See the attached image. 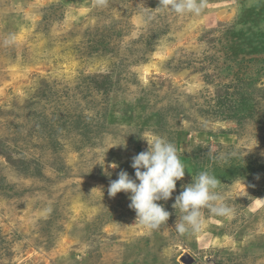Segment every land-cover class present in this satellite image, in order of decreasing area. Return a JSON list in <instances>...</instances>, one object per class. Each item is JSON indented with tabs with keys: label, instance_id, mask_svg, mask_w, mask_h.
<instances>
[{
	"label": "rangeland",
	"instance_id": "1",
	"mask_svg": "<svg viewBox=\"0 0 264 264\" xmlns=\"http://www.w3.org/2000/svg\"><path fill=\"white\" fill-rule=\"evenodd\" d=\"M158 6L0 0V264H264V0ZM143 136L185 166L151 231L108 195ZM201 172L233 212L178 234Z\"/></svg>",
	"mask_w": 264,
	"mask_h": 264
},
{
	"label": "clouds",
	"instance_id": "2",
	"mask_svg": "<svg viewBox=\"0 0 264 264\" xmlns=\"http://www.w3.org/2000/svg\"><path fill=\"white\" fill-rule=\"evenodd\" d=\"M106 3L107 0H97V6L103 7ZM158 7L177 15H200L206 7V0H159ZM144 138L148 144L147 150L133 156L131 162L136 179L130 178L126 171L121 170L118 179L110 182L108 195L115 197L122 191L130 193L129 207L136 212V222L151 231L158 229L168 220L170 213L156 201H166L172 196L176 181L185 175V166L171 142L163 137ZM122 144L124 143L116 145ZM111 167L115 168L117 165L113 163ZM220 183L214 175L201 172L193 179V183L186 186L176 197L173 208L182 213L181 222L175 225L178 234H197L203 230L201 209L206 208L221 217L232 214L233 209L227 206L217 193ZM242 195L245 194L237 193L236 197Z\"/></svg>",
	"mask_w": 264,
	"mask_h": 264
},
{
	"label": "water",
	"instance_id": "3",
	"mask_svg": "<svg viewBox=\"0 0 264 264\" xmlns=\"http://www.w3.org/2000/svg\"><path fill=\"white\" fill-rule=\"evenodd\" d=\"M192 261H193V259H191V261L188 264L192 263Z\"/></svg>",
	"mask_w": 264,
	"mask_h": 264
}]
</instances>
